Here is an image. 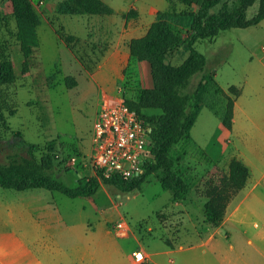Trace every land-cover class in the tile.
<instances>
[{"label": "rangeland", "instance_id": "rangeland-1", "mask_svg": "<svg viewBox=\"0 0 264 264\" xmlns=\"http://www.w3.org/2000/svg\"><path fill=\"white\" fill-rule=\"evenodd\" d=\"M60 1L62 0H31L37 19V45L28 60V70L25 73L22 72V52L15 43L14 20L10 19L7 27L0 24V39L8 43L15 74L12 84H0V97L6 99L8 104L0 111V165L38 161L51 147L50 151H56L54 159L59 163L44 172L54 174L67 186L74 187L79 178L89 177L88 167L79 166L77 171H73L64 167L56 154H61L62 159L69 155L88 159L91 152V127L95 111L99 110L98 86L106 91L113 90L116 78L113 81L111 75L117 74L120 79L128 63H149L132 56L127 62L128 55L120 51L105 63L104 68L97 70L92 79V73L110 55L109 47L115 43L113 35L122 29L123 19L126 18L125 29L135 31L136 35L135 32L132 33L135 36L145 35L155 22H165L173 32L180 34V43L163 58L164 63L178 65L187 57L185 39L190 32L191 14L196 6L179 0H102L112 8V14L69 15L56 12ZM257 7L258 4L255 3L248 9V18L253 16ZM114 9L121 11V15L114 13ZM10 13L9 0H0V18L9 16ZM253 30L233 28L219 32L214 39L197 41L194 48L204 55L206 63L203 71L192 75L186 86L180 87V96L190 95L204 75L208 77L213 73V79H209V83L215 82L222 89L231 85L239 88L241 68L246 63H259L258 59L264 55L262 43L253 34ZM66 35L77 39L75 49L68 47L64 38ZM131 39L122 40V44L128 48ZM252 54L253 59L250 58ZM149 72L148 76L143 73L139 83L141 86L151 88L153 81ZM72 81L76 85L68 87L67 83ZM126 85L133 88L129 81ZM122 89V86L118 87V96L123 93ZM137 91L134 90L133 97H136ZM219 97L216 86L212 85L207 90L205 102L213 103ZM255 98L247 90L239 102L245 111H255L258 107ZM145 112L148 115L158 113L156 110ZM245 124L247 120L239 117L236 133L226 134L210 109L203 107L200 110L190 131V138L175 145V149L183 155L181 163L186 167L183 177L188 186L186 194L175 201L172 200L171 193L161 187L154 174L146 179L141 189L125 193L114 186L102 184L93 197L96 202L87 198H70L57 191L55 193L73 210L84 207L86 211L83 216L94 223L100 219L97 208L106 209L107 202L103 204L102 199L110 196L113 208L129 224L126 225L127 237L131 236L132 231L140 238L167 237L168 241L206 237V230H213L215 227L206 222L204 198L196 193V189L203 190L208 179L227 171L230 156L237 157L231 143L234 140L236 148L241 152L239 158L244 163L247 162L250 175L244 189L242 188L243 192L237 193L229 201L222 221L231 219L225 222L217 235L228 236L236 251L245 255L244 258H252L255 264H264V144L260 139L255 142L253 133L248 138H240L239 127ZM225 137L229 146L224 145ZM218 147L222 151L216 158ZM208 150L212 151L211 157ZM240 200L242 201L239 202ZM177 201L182 206L174 205ZM237 204L239 205L232 215ZM109 212L115 213L113 210ZM248 239L252 241L251 245L247 244Z\"/></svg>", "mask_w": 264, "mask_h": 264}, {"label": "trees", "instance_id": "trees-1", "mask_svg": "<svg viewBox=\"0 0 264 264\" xmlns=\"http://www.w3.org/2000/svg\"><path fill=\"white\" fill-rule=\"evenodd\" d=\"M194 4L196 10L191 14L190 32L185 39L187 57L178 65L163 62L164 56L181 41V35L173 32L165 22L152 23L142 37L128 42L130 56L149 62L152 87L137 91V100L124 99L125 103L150 126L148 152L150 160L144 165L141 175L123 180L112 175L104 177L101 172L95 176L79 178L74 187L64 184L56 175L44 171L52 169L59 162L54 159V151L48 148L38 161L26 164L0 165V189L10 191L46 190L57 191L70 198H89L95 195L102 184L114 186L121 192L141 189L146 179L154 174L161 187L171 193L172 200L183 197L188 186L183 174L186 167L181 163L182 153L175 145L190 138V131L203 107L210 109L219 119L226 134L232 129L234 99L240 90L231 85L223 90L217 83H209L212 76H203L197 87L188 96H180L178 90L186 86L189 78L203 71L206 58L194 48L201 40L214 39L219 32L233 28H248L264 19V0H179ZM11 13L0 18L1 26L7 27L13 19L16 26L15 43L23 56L22 72L28 70V60L37 45V19L31 0H9ZM255 3L256 12L247 17V11ZM219 7L216 11H214ZM112 8L102 0H62L56 6L59 14L110 15ZM68 47L75 49L77 39L66 35ZM15 81L13 63L10 59L9 46L0 39V84L6 86ZM76 82H68L73 87ZM215 85L219 99L213 103L205 102L210 86ZM220 104V105H219ZM6 99L0 97V111L7 107ZM220 106V107H219ZM156 110L157 114L148 115L145 111ZM227 137V136H226ZM226 137L224 145H230ZM249 176L248 167L235 156H230L226 172H220L213 179H208L203 190L196 193L204 198L203 212L206 222L212 227L221 223L226 207L245 186Z\"/></svg>", "mask_w": 264, "mask_h": 264}, {"label": "crops", "instance_id": "crops-1", "mask_svg": "<svg viewBox=\"0 0 264 264\" xmlns=\"http://www.w3.org/2000/svg\"><path fill=\"white\" fill-rule=\"evenodd\" d=\"M115 12L121 15V11L114 9ZM125 25L126 18L123 19L122 29L113 35L115 43L109 47L110 55L92 73V79L97 74V70L104 68L105 63L115 53L124 51L128 55L127 62L130 60L128 48L122 44L124 42L122 40L128 41L143 34L135 36L136 32L126 30ZM249 28L254 29L253 34L262 43L261 50L264 52V19ZM133 32L135 35H132ZM250 58L253 59V54ZM258 62L246 63L241 68L240 94L234 99L231 132L236 133L237 119L244 118L247 124L239 127L240 138H248L253 133L255 142L260 139L264 144V55L258 59ZM148 71L150 66L146 63H128L120 79L117 78V74V76L114 74L116 77L110 76L113 81L116 78L113 82L116 84L113 90L109 89L108 92L102 86H98L100 97L97 107L100 108L107 101L115 102L120 96L137 100V93L136 97H133L134 90L148 88L139 84L143 73L148 76ZM127 81L133 84V88L126 85ZM121 86L123 93L118 96V87ZM247 90L255 95L258 102L255 111L254 109L245 111L239 102L241 96L246 95ZM97 111L98 109L95 115ZM231 143L238 159L244 163L243 159L239 158L241 152L236 148L235 141L232 140ZM221 151L222 148L218 147L216 158L221 155ZM207 152L211 157L212 151ZM244 164L247 166V162ZM243 189L240 192H243ZM95 195L87 199L94 201ZM102 201L103 204L107 202L106 207L104 206L106 209L97 208L100 219L94 223L83 216L86 211L84 207L73 210L64 199L56 195L55 191L50 193L38 190L0 189V264H255L252 258H244L242 252L236 251L228 236L217 235L225 222L231 218L223 220L213 230L208 228L206 237H188L184 240L176 238L168 241L167 237L140 238L132 231L131 236L122 238L115 234L113 226L125 220L124 217L113 208L110 196L104 197ZM174 205L182 206L179 201L174 202ZM238 205L233 208L232 215ZM112 210L114 214L109 212ZM148 230L150 231L151 228L149 227ZM247 244L251 245L252 241L248 239ZM134 251L142 252L145 258L143 263L134 259L132 256Z\"/></svg>", "mask_w": 264, "mask_h": 264}, {"label": "built area", "instance_id": "built-area-1", "mask_svg": "<svg viewBox=\"0 0 264 264\" xmlns=\"http://www.w3.org/2000/svg\"><path fill=\"white\" fill-rule=\"evenodd\" d=\"M150 126L136 110L119 99L113 103L105 102L97 111L91 127V152L88 159L69 155L62 159L64 167L77 171L79 166L88 167L89 176L101 172L104 177L112 175L128 180L141 175L145 163L150 160ZM65 160V163H64ZM127 224L122 220L113 226L115 234L127 237ZM132 256L139 263L144 262L141 251Z\"/></svg>", "mask_w": 264, "mask_h": 264}]
</instances>
